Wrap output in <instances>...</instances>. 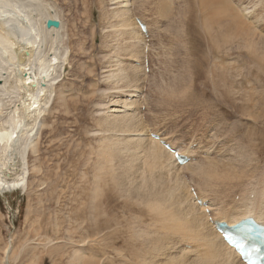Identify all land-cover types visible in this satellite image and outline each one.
<instances>
[{
  "label": "rangeland",
  "instance_id": "rangeland-1",
  "mask_svg": "<svg viewBox=\"0 0 264 264\" xmlns=\"http://www.w3.org/2000/svg\"><path fill=\"white\" fill-rule=\"evenodd\" d=\"M227 1L248 24L232 28L229 10L216 7L213 12L215 6L205 8L199 0H128L131 7L124 8L127 15L118 13L122 10L115 0H46L68 35L63 44L69 46V71L53 86L52 105L40 119L43 129L47 128L46 132L39 130V152L27 157L26 185L0 193V259L5 248L10 247L12 254L4 264H69L75 254L83 258L81 264H193L202 250L188 238L193 236L183 218V206L187 209L188 202H176L165 192L176 180L185 194L193 188L200 199L203 196L209 205L212 203L211 209L223 213L231 210L229 213L236 216L249 206H264V196L257 198L255 193L264 186V0ZM117 14H122V20ZM140 14L154 30L155 38L151 34L146 41L150 40V45L155 42L154 58L149 57L150 73L136 67L145 74L137 75L144 81L134 77L141 84L137 91L134 78L124 80L133 70L128 68L135 49L131 44L137 41L132 39L130 44V36L119 26ZM160 34L165 40L159 39ZM159 40L165 47L164 69L168 70L164 76L167 84L162 85H170L165 91L156 88L160 85V58L156 56ZM121 61L128 65L120 67L126 75L116 67ZM115 68L122 73L116 74ZM111 72L118 75L117 80L124 76L120 79L123 83L112 80ZM151 81L158 83L155 89L153 84L148 87ZM114 98L121 104L129 103L130 110L115 107L113 103H118ZM132 99L138 101L134 100V107ZM13 102L9 104L11 110L18 104ZM112 108L116 111L113 114ZM126 113L139 119L138 124L133 121L132 126ZM118 117H126V124L131 126L126 130L124 120ZM112 126L115 129H110ZM149 132L185 150L180 152L192 156L194 162L177 167L167 154L160 167L149 170V155L144 150L149 142L154 143L148 138ZM105 146L109 147L101 151ZM209 170L215 175L209 172L204 181L203 173ZM245 196L249 198L244 205ZM192 199L196 203V198ZM151 205L164 211L159 213ZM185 225L187 230L182 231L179 227ZM199 264H205L204 260Z\"/></svg>",
  "mask_w": 264,
  "mask_h": 264
},
{
  "label": "bare ground",
  "instance_id": "bare-ground-1",
  "mask_svg": "<svg viewBox=\"0 0 264 264\" xmlns=\"http://www.w3.org/2000/svg\"><path fill=\"white\" fill-rule=\"evenodd\" d=\"M138 1V0H136ZM110 2V1H109ZM140 2V1H139ZM200 4L202 6H204L205 8H212L213 6H215L213 8V12L215 10L216 7H224L227 10H229V16L232 17L234 23L231 24L230 27H234V28H238L237 26H239L240 24H248L247 22H245L244 20L242 21L241 17L238 15V12L231 6L232 4H230V2L228 3L227 0H199ZM111 3H114L111 1ZM115 3L119 5V10L121 9L122 11L118 12V13H125V9L127 6L131 7L130 4H128V0H115ZM131 3V2H130ZM212 3V4H211ZM101 4V3H100ZM135 4V3H134ZM51 6V5H50ZM49 4L47 5L46 0H0V193L3 194L5 192H11L14 191L16 189H19L20 187L26 185V178H28L27 175H29V165H28V160L27 157L29 154H36L39 152V130L41 132V130L43 129V123L40 122L41 117L45 112L46 109H49L50 106L52 104H50L51 100H53L52 98V89L53 86H55V84H58L61 82L60 77H61V73H62V69L63 66L65 65L64 63L66 62V55H67V51H68V47H66L63 43L65 41V37H67L68 35H65L64 33V24H62L61 20L58 17V14L53 10L52 7H50ZM102 7V6H101ZM105 7V6H104ZM128 8V7H127ZM141 9V8H140ZM127 11V10H126ZM140 11V10H139ZM245 12V11H244ZM243 12V13H244ZM248 13V12H247ZM116 14V13H115ZM114 14V15H115ZM121 14V16H122ZM127 15V12L125 13ZM124 14V15H125ZM143 14H140V16L136 15V17H141V22L144 23L142 21V19H145V25H146V30H147V36L150 39L151 38V34L152 37H154V30L153 27H151V23L148 22L145 18L146 16H142ZM249 15V13H248ZM117 16V17H116ZM115 17L119 18L121 17L119 14H117ZM131 16V15H130ZM124 17V16H123ZM223 17V16H222ZM245 17H247V15H245ZM113 18V17H112ZM129 17L127 16L126 19H128ZM111 19V18H110ZM122 20V17L120 18ZM124 19V18H123ZM124 19V20H126ZM131 19V18H130ZM133 19V18H132ZM129 22L127 20V22H121L123 25L120 24V20L118 19V25H121L119 27L123 28V31L121 30V32H125V34L129 37V42L130 44L133 43L132 39H135L134 44H131V46L133 47L132 49H134V52L131 55V67H128L127 64H124L126 62H122V64L116 63V67L119 69L120 67H123V64L128 67V68H133V70L131 69L129 74L127 70V74L128 76L125 77L124 76L122 78L118 77L119 80H117V76L116 74L122 73V72H126V70L124 69V71H122L123 69L120 68L119 70H121L120 72L116 70H113L115 72H111L113 74L110 75V78L113 80L114 78H116V81L119 83H123L124 80H126L127 77H137V75L139 76L141 72H139L137 68H140V59L141 62L144 64L145 61L148 63L149 62V57L151 56V59H153V51H154V42L153 44L150 45V40L147 41L149 43H146L145 41V37L143 38V35L139 32L138 27L134 24V22L132 21ZM47 20H57L60 23V28L59 29H47L45 27V22ZM112 20V19H111ZM123 20V21H124ZM246 20V19H245ZM248 20V19H247ZM113 21V20H112ZM129 22V23H128ZM150 23L148 25V23ZM245 22V23H244ZM250 22V21H249ZM117 25V26H118ZM241 26V25H240ZM244 26V25H243ZM242 26V27H243ZM247 26V25H246ZM244 26V27H246ZM257 26V25H256ZM112 27V26H111ZM119 27L117 29H119ZM228 27V29L230 28ZM250 27V26H249ZM114 28V26H113ZM130 29V32H128V30L126 29ZM247 28V27H246ZM251 28V27H250ZM250 28H248V31L250 30ZM66 29V28H65ZM108 29V28H107ZM121 29V28H120ZM239 30V29H238ZM254 30V29H253ZM237 31V30H236ZM236 31L234 32V36H236ZM251 31V30H250ZM249 31V32H250ZM120 32V30L118 31ZM113 33V32H112ZM166 33V32H165ZM67 34V33H66ZM114 34V33H113ZM122 34V33H121ZM124 34V35H125ZM165 35V34H164ZM110 36V35H109ZM112 36V35H111ZM237 37V36H236ZM235 37V38H236ZM155 38V37H154ZM153 38V39H154ZM163 38V34H160L159 39ZM105 40V39H104ZM165 39H162V41ZM67 41V40H66ZM114 41V39H113ZM116 41V40H115ZM160 41V48L157 51V55L160 58V65H159V73H158V78H160L158 80V82L160 81V85L156 86L153 84V82L151 81V85H154V89L155 86L157 89H161L162 91L166 90L167 88H169V84L167 85L168 87L166 88V84L164 83L165 79L164 76H167V71L164 69V66L166 64V62H164V52H165V47H163L162 45V41ZM235 41V40H234ZM141 44V50L138 46V44ZM233 43V42H232ZM66 44V43H65ZM111 44V43H110ZM109 44V45H110ZM127 45V44H126ZM129 45V44H128ZM103 46V45H102ZM235 46V45H234ZM106 47V46H105ZM156 47L158 48L159 46L156 45ZM233 47V46H232ZM108 48V47H107ZM126 48V47H125ZM130 48V47H129ZM238 48V47H237ZM109 49V48H108ZM115 49V48H114ZM117 49V48H116ZM131 49V50H132ZM70 50V49H69ZM107 50V49H106ZM119 50V47H118ZM117 50V51H118ZM122 50V49H121ZM131 50L129 53H131ZM140 50V52H139ZM164 50V51H163ZM115 51V53L117 52ZM125 51V50H124ZM127 51V50H126ZM216 51V50H214ZM111 52V51H110ZM109 52V53H110ZM118 53V52H117ZM116 53V54H117ZM120 53V52H119ZM123 53V51L121 52ZM140 53V54H138ZM119 56V55H118ZM119 56L120 58L123 57ZM130 57V56H128ZM127 57V58H128ZM109 58V57H108ZM126 59V57H125ZM150 59V60H151ZM104 60V59H103ZM130 60V59H128ZM127 60V61H128ZM154 61V60H153ZM152 61V62H153ZM128 62V64H130ZM155 62V61H154ZM153 62V63H154ZM108 63V62H107ZM152 63V64H153ZM112 64V63H111ZM110 64V65H111ZM114 64V63H113ZM112 64V66H113ZM120 66H119V65ZM109 65V64H106ZM122 65V66H121ZM119 66V67H118ZM137 67V68H136ZM166 67V66H165ZM106 68V67H105ZM109 68V67H108ZM111 68V66H110ZM141 69V68H140ZM150 69V68H149ZM155 69V68H154ZM213 69V68H212ZM108 73L110 74V70H107ZM139 74H138V72ZM143 71V70H141ZM151 71V70H150ZM166 71V72H165ZM122 73L125 74L126 73ZM158 72V70H157ZM107 73V74H108ZM145 73V72H144ZM141 73V74H144ZM152 73V72H151ZM107 74H106V79L108 81L109 78H107ZM108 74V76H109ZM104 75V74H103ZM121 76V75H119ZM145 76V74H144ZM104 77V78H105ZM103 78V77H101ZM129 78V79H130ZM139 78V77H137ZM146 78V77H145ZM120 79H124L123 81ZM140 79V78H139ZM137 79V80H139ZM150 79V78H149ZM111 80V81H112ZM115 80V79H114ZM132 80V79H131ZM130 80V81H131ZM141 81H144V79H140ZM139 80V81H140ZM64 81V80H63ZM104 81V79H103ZM111 81H109L111 83ZM140 81V82H141ZM147 81V80H146ZM105 82V81H104ZM115 82V81H114ZM112 82V84L114 83ZM128 82V79L127 81ZM133 82L135 83V87L139 85H141L140 83H138V81H136V79H133ZM131 81V83H133ZM149 82V80H148ZM130 83V82H129ZM129 83H128V87H129ZM133 83V84H134ZM117 84V83H116ZM125 84V83H124ZM127 84V83H126ZM148 84V83H147ZM162 84H165V86H163ZM63 85L60 84V86ZM132 85V84H131ZM59 86V85H58ZM59 86V87H60ZM124 86V85H123ZM143 86V85H142ZM113 86L111 85V88ZM128 87L127 91H128ZM153 87V86H152ZM63 88V87H62ZM110 88V87H109ZM115 88V87H114ZM124 88V87H123ZM131 88V86H130ZM137 88V87H136ZM151 88V87H150ZM120 89V88H119ZM132 89V88H131ZM54 90V89H53ZM61 90V89H60ZM135 90V89H134ZM117 91V90H116ZM121 91V90H120ZM119 91V92H120ZM125 92V90H123ZM126 91V92H127ZM137 91L138 88H137ZM142 91V90H141ZM157 91V90H154ZM162 91L160 94H162ZM100 92V91H99ZM103 92V91H102ZM101 92V93H102ZM118 92V93H119ZM125 92V93H126ZM153 92V91H152ZM107 93V92H106ZM116 93V92H115ZM121 93V92H120ZM123 93V92H122ZM121 93V94H122ZM123 93V94H125ZM139 93V92H138ZM60 94V93H59ZM130 94V93H129ZM54 96V94H53ZM125 96H129L126 95ZM133 97H138L136 95H132ZM60 97V96H59ZM117 97V96H116ZM121 97V96H120ZM147 97V96H146ZM57 98V97H56ZM61 99H59L61 102L64 100L62 98V96L60 97ZM15 102H18V104L16 103L17 106H15L16 108L14 109H10L9 106L11 105V102H13L14 100ZM58 99V98H57ZM56 99V100H57ZM63 99V100H62ZM116 100V102L118 103L115 104V107L120 106V108L124 111L129 109L128 108V104H124L126 101H122L123 103H120V100L117 101L116 98H114ZM119 99V98H118ZM121 99H123L121 97ZM149 99V98H147ZM124 100V99H123ZM136 100V99H134ZM134 100L132 99V102L130 103L131 105H133L134 107ZM128 101V100H127ZM137 101V100H136ZM135 101V102H136ZM141 101V100H140ZM13 102V103H15ZM53 102V101H52ZM110 102V99H109ZM112 102V101H111ZM110 102V103H111ZM113 102H115L113 100ZM138 102V101H137ZM64 103V102H63ZM103 103H105V101L103 100ZM100 106L103 107V104ZM107 103V102H106ZM106 104V106L109 104ZM120 103V104H119ZM10 104V105H9ZM112 104V103H111ZM113 104L111 105V107L113 106ZM124 104V105H123ZM139 104V103H138ZM50 105V106H48ZM129 107H132V106ZM141 105V104H140ZM96 106V105H95ZM12 108V106H11ZM105 108V107H104ZM106 109H109L108 107ZM112 111L111 113L113 114L115 111ZM130 110V109H129ZM132 110V108H131ZM100 111V110H99ZM108 111V110H107ZM106 111V112H107ZM110 111V110H109ZM122 111V112H123ZM128 111V110H127ZM133 111V110H132ZM121 112V113H122ZM110 114V112H108ZM125 113V112H124ZM124 113L122 114L124 116ZM129 113V112H128ZM139 113V112H138ZM112 114L110 116H112ZM127 114V113H126ZM132 115V113H129ZM127 114V115H129ZM135 114V113H133ZM2 115V117H1ZM102 115V114H101ZM131 115H129L127 118H129ZM120 116V115H119ZM135 116V115H134ZM142 116V115H141ZM105 117V115L103 116ZM125 117H118L120 118L119 120L123 119L124 122L127 119ZM107 118V116H106ZM112 118V117H111ZM132 126L133 121H138L139 119H135L132 118ZM257 118V117H256ZM110 119V118H109ZM114 119V117H113ZM135 119V120H134ZM142 120V119H141ZM27 121H29V123H27ZM115 121V120H113ZM112 121V123H114ZM129 120H127V122H129ZM107 122H109L107 120ZM122 121L121 124L124 123ZM116 123V122H115ZM114 123V124H115ZM130 123V124H131ZM107 124V123H106ZM111 124V123H110ZM126 124V122L124 123ZM123 124V126H125ZM129 124V125H130ZM138 124V122H137ZM108 125V124H107ZM128 124H126V127H129ZM106 126V125H105ZM110 126V125H109ZM118 126V125H117ZM116 126V127H117ZM120 126V125H119ZM118 126V127H119ZM122 126V125H121ZM120 126V127H121ZM131 126V125H130ZM147 126V125H146ZM117 127V128H118ZM47 128V127H45ZM45 128L42 130L44 131ZM124 128V127H122ZM121 128V129H122ZM132 129V127H130ZM129 128V129H130ZM136 128V126L134 127ZM110 129H115V127L113 128L110 127ZM128 128H126L127 130ZM138 129V128H137ZM51 130V129H50ZM124 130V129H123ZM134 130V129H133ZM141 130V128H140ZM106 131V130H105ZM118 131V130H117ZM120 131V130H119ZM131 131V130H130ZM135 131V130H134ZM133 131V132H134ZM46 132V130H45ZM49 132V130L47 131ZM107 132V131H106ZM127 132V131H125ZM95 133V132H94ZM98 133V132H97ZM100 133V131H99ZM98 133V134H99ZM128 134V133H127ZM96 135V133H95ZM137 135V134H136ZM142 135V133H141ZM108 139V138H107ZM124 139V138H123ZM128 139V138H127ZM134 139V138H133ZM110 140V139H109ZM115 140V139H114ZM135 140V139H134ZM108 141V140H107ZM106 140L104 142H107ZM112 141V140H111ZM121 142V139L119 140ZM139 141V139H138ZM115 142V141H114ZM119 142V144H120ZM129 142V140H128ZM103 143V142H102ZM111 143V142H109ZM115 144V143H114ZM118 144V145H119ZM127 144V143H126ZM129 144H131L129 142ZM137 144V143H136ZM104 145V144H103ZM111 145V144H110ZM122 145V143H121ZM120 145V146H121ZM125 145V144H124ZM141 145V144H140ZM139 145V146H140ZM149 145V146H148ZM114 146V145H113ZM138 146V145H137ZM104 147V146H103ZM109 147V146H108ZM107 147V148H108ZM123 147V146H121ZM120 147V148H121ZM148 148H145L144 150L147 151V154L150 156H148L147 159H149L150 164L147 165L148 169L150 170V168L152 169V167H160L163 160H165V158L167 157V153L164 151H162V149L160 147H158V145L156 143H151L149 142V144H147ZM106 148V146H105ZM102 149L103 150H107L106 149ZM118 148V147H117ZM124 148V147H123ZM111 149V148H110ZM116 149V148H115ZM126 150V148H125ZM131 150V149H130ZM129 150V151H130ZM141 150V149H140ZM111 151V150H110ZM143 151V150H142ZM141 151V152H142ZM144 151V152H145ZM104 152V151H103ZM102 152V155H103ZM180 155H183L181 152H185V151H179ZM121 153V152H120ZM130 153V152H129ZM143 153V152H142ZM188 153V151L186 152ZM111 154V153H110ZM127 154V153H126ZM112 156V155H111ZM116 156V155H115ZM123 156V155H122ZM147 156V155H146ZM169 156V155H168ZM187 156V155H186ZM125 157V156H124ZM129 157V155L127 156ZM143 157V156H142ZM113 158V157H112ZM122 158V157H121ZM130 158V157H129ZM144 160V158H143ZM148 162V163H149ZM108 162H106L105 164H107ZM110 163V162H109ZM147 163V162H146ZM112 164V162L110 163ZM109 164V165H110ZM102 165V164H101ZM108 165V166H109ZM145 165V166H146ZM165 165V164H164ZM186 165V164H185ZM210 165V164H209ZM232 165V164H230ZM107 167V166H106ZM111 167V166H110ZM157 167V168H158ZM196 167V166H195ZM34 168V167H33ZM33 168L31 169V171L33 170ZM104 168V167H103ZM175 168V167H174ZM186 168V167H185ZM36 168L34 169V173H35ZM122 170V169H121ZM153 170V169H152ZM229 170V169H228ZM231 170V169H230ZM110 171V170H109ZM155 171V170H154ZM157 171V170H156ZM175 171V170H174ZM223 171V170H222ZM38 171L36 170V173ZM108 172V171H107ZM196 172V171H195ZM209 172L212 175H215V171L214 170H209V171H205L203 173V180H205V178H209ZM230 172V171H228ZM35 173V174H36ZM98 173V172H97ZM170 173V172H169ZM33 174V173H32ZM108 174V173H107ZM152 174V173H151ZM197 174H200V169L197 170ZM195 175V174H194ZM230 174H228L229 176ZM111 176V175H110ZM192 176V175H190ZM211 176V175H210ZM233 178H235L237 176V174L233 175ZM205 177V178H204ZM227 177V175H226ZM230 177V176H229ZM240 177V176H238ZM201 178V177H200ZM178 179V178H177ZM231 179L228 178L227 180ZM169 180V179H168ZM172 180V179H171ZM179 180V179H178ZM235 179L232 180V182H234L236 184V180ZM100 182V181H99ZM177 180L173 183V186L171 189H169L170 191L168 192V189L165 190V192L167 191L168 195L170 196V198H173L174 201H182V202H188V208H184L183 206V210L185 212V216L183 218H185L184 222L187 223V227L191 226L190 228L193 230V232L191 233V231H189V234H193V236L189 235V240H195V244L197 243V247L201 248V252H200V256H198L199 258H196L195 261V257L193 260V264H199L201 261L204 260L205 264H243L241 262V260L239 259L238 255L236 254L235 250L230 248L229 246H227L224 241L222 240L221 236L218 234V232L215 230L213 223L215 224V222L219 221V222H225L228 226H233L236 225V223L241 222L242 220H245L247 218H252L256 223H261L264 225V206H261L258 208L256 206L254 207H250L245 209L242 213H238V215L234 216L231 213H223L222 211L212 207L211 209V204L209 205L205 198L203 196H201L202 199H200L197 195V193L195 192L194 195L196 196V202L200 201V205L196 204L194 201H192V197L190 195V193L185 194L183 192L182 187H179L176 184ZM231 182V183H232ZM199 183V182H198ZM157 184V183H156ZM184 184V183H183ZM234 184V185H235ZM198 187L199 184H196ZM237 185V184H236ZM251 185V184H250ZM249 185V186H250ZM253 185V184H252ZM262 185V184H261ZM169 186V185H168ZM193 186V184H192ZM255 186V184H254ZM31 187V186H30ZM104 187V186H103ZM195 188V186H193ZM234 187V186H233ZM256 187L257 184H256ZM264 187V186H263ZM260 187V188H263ZM258 191H256L255 193L260 197V196H264V188ZM152 189V188H151ZM159 189V188H158ZM254 189V188H253ZM252 189V191H253ZM258 188H256L257 190ZM37 190V189H36ZM96 190V189H95ZM186 190V189H184ZM255 190V189H254ZM190 191V190H189ZM203 191V190H202ZM201 191V192H202ZM163 192V193H165ZM228 192V191H227ZM33 193V192H32ZM31 193V194H32ZM162 193V192H161ZM203 193V192H202ZM201 193V194H202ZM245 195L247 193H244ZM255 195V194H254ZM155 196V195H154ZM230 196V195H229ZM243 196V195H242ZM256 196V195H255ZM35 197V195H34ZM37 197V196H36ZM206 197V196H205ZM223 197H227V196H223ZM38 198V197H37ZM249 198V197H248ZM247 196H245V200L246 202L244 203L247 204ZM42 199V198H41ZM251 199V198H250ZM249 199V200H250ZM44 200V199H43ZM224 200V199H223ZM254 200V199H253ZM36 201V199H35ZM40 201V200H39ZM161 201V200H160ZM214 201V200H213ZM222 201V200H221ZM225 201V200H224ZM231 201V200H230ZM243 201V200H242ZM223 203V202H222ZM250 203V202H249ZM221 204V203H220ZM221 206H224L223 204ZM239 206V205H238ZM247 206V205H246ZM151 207H153V209H156L159 213L163 212L162 210H160V207L158 205H151ZM164 207V206H163ZM218 207V206H217ZM214 208V209H213ZM236 208V207H235ZM152 209V210H153ZM206 210L208 211V215H206ZM228 210V209H227ZM225 211V210H224ZM227 212V211H226ZM170 213V212H169ZM236 213V212H235ZM234 213V214H235ZM170 215V214H169ZM183 215V214H182ZM162 216V215H161ZM214 218H213V217ZM166 217V216H164ZM163 217V218H164ZM209 219L211 220V222H208ZM225 219H232V220H225ZM172 220V219H171ZM176 220V219H175ZM164 222V221H163ZM182 222L183 221H179ZM178 225V223H177ZM186 225L184 226V228L181 226L179 228H181L182 231L187 230ZM176 229V228H175ZM180 230V229H179ZM180 230V231H181ZM190 230V229H189ZM170 233V232H169ZM173 233V232H171ZM179 233V232H178ZM188 233V232H187ZM186 233V234H187ZM185 234V236H186ZM169 235V234H168ZM167 235V237H168ZM182 235V234H180ZM162 237L164 238V236L162 235ZM166 237V236H165ZM177 239V238H176ZM181 239V237H180ZM185 239V238H184ZM179 240V239H178ZM188 241V240H187ZM202 243H201V242ZM177 242V241H176ZM193 242V241H191ZM178 243V242H177ZM186 243V242H185ZM188 243V242H187ZM194 243V242H193ZM44 244V243H43ZM193 245V244H192ZM5 247V246H4ZM10 247H8L7 249L5 248L3 250V256L1 257V264L6 263V261H8L11 257V251L9 249ZM26 248V247H25ZM45 248V247H44ZM175 248V247H174ZM173 248V249H174ZM194 249V248H193ZM19 250V249H17ZM26 250V249H25ZM172 250V249H171ZM23 251V250H22ZM176 251V250H175ZM180 251V250H179ZM185 251V250H184ZM183 251V252H184ZM188 251V250H187ZM24 252V251H23ZM189 252V251H188ZM187 252V253H188ZM197 252V251H196ZM23 254V253H21ZM20 254V255H21ZM182 254V253H180ZM2 255V254H1ZM64 255V254H63ZM186 256V254H184ZM178 256V255H177ZM16 257H18V254L16 252ZM20 257V256H19ZM63 257V256H62ZM65 257V255H64ZM75 257V258H73ZM72 258L71 263L69 264H81V261L83 262V258L81 257V255H74ZM187 257V256H186ZM190 257V256H189ZM197 257V256H196ZM69 259V256H68ZM67 259V260H68ZM85 259V257H84ZM180 259V258H179ZM16 260V259H15ZM14 260V261H15ZM63 260V259H62ZM65 260V259H64ZM184 262V260H182ZM186 261V260H185ZM191 261V259H190ZM67 262V261H65ZM99 262V261H98ZM97 262V263H98ZM174 262V261H173ZM15 263V262H14ZM85 263V262H84ZM96 263V264H97ZM203 263V262H202ZM87 264V263H86Z\"/></svg>",
  "mask_w": 264,
  "mask_h": 264
},
{
  "label": "water",
  "instance_id": "water-1",
  "mask_svg": "<svg viewBox=\"0 0 264 264\" xmlns=\"http://www.w3.org/2000/svg\"><path fill=\"white\" fill-rule=\"evenodd\" d=\"M45 26L47 29H51V28H54V29H59L60 27V24L59 22L57 21H53V20H47L46 23H45ZM66 61V60H65ZM64 67H63V78L65 77V75L67 74V72L69 71V66L68 64L65 62L64 63Z\"/></svg>",
  "mask_w": 264,
  "mask_h": 264
}]
</instances>
